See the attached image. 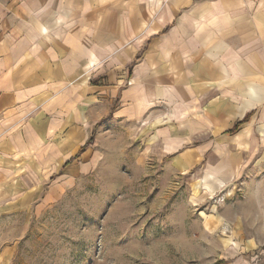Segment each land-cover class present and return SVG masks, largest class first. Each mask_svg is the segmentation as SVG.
I'll return each instance as SVG.
<instances>
[{
    "label": "crops",
    "instance_id": "crops-1",
    "mask_svg": "<svg viewBox=\"0 0 264 264\" xmlns=\"http://www.w3.org/2000/svg\"><path fill=\"white\" fill-rule=\"evenodd\" d=\"M103 123L180 172L264 160V0H0V202L52 201Z\"/></svg>",
    "mask_w": 264,
    "mask_h": 264
},
{
    "label": "rangeland",
    "instance_id": "rangeland-1",
    "mask_svg": "<svg viewBox=\"0 0 264 264\" xmlns=\"http://www.w3.org/2000/svg\"><path fill=\"white\" fill-rule=\"evenodd\" d=\"M102 127L90 170L52 201L0 202V264H264L261 157L180 172L142 124Z\"/></svg>",
    "mask_w": 264,
    "mask_h": 264
},
{
    "label": "trees",
    "instance_id": "trees-1",
    "mask_svg": "<svg viewBox=\"0 0 264 264\" xmlns=\"http://www.w3.org/2000/svg\"><path fill=\"white\" fill-rule=\"evenodd\" d=\"M242 123H243V121L237 123V124L235 125V127H234L232 130H230L229 132H230V133H234V132H236V131L239 129V127L241 126Z\"/></svg>",
    "mask_w": 264,
    "mask_h": 264
}]
</instances>
